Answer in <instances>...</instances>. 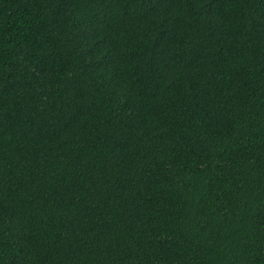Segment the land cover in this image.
Returning <instances> with one entry per match:
<instances>
[{
  "label": "trees",
  "instance_id": "1",
  "mask_svg": "<svg viewBox=\"0 0 264 264\" xmlns=\"http://www.w3.org/2000/svg\"><path fill=\"white\" fill-rule=\"evenodd\" d=\"M0 264H264V0H0Z\"/></svg>",
  "mask_w": 264,
  "mask_h": 264
}]
</instances>
